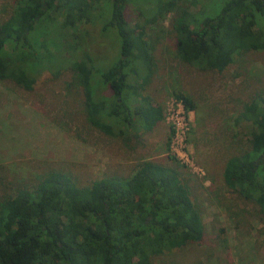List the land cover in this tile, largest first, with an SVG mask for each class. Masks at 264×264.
Masks as SVG:
<instances>
[{
  "label": "trees",
  "instance_id": "1",
  "mask_svg": "<svg viewBox=\"0 0 264 264\" xmlns=\"http://www.w3.org/2000/svg\"><path fill=\"white\" fill-rule=\"evenodd\" d=\"M14 1L0 23V81L31 91L44 68L39 50L46 46L39 40L51 35L50 25L58 20L61 28L74 32L92 21V12L110 6L103 27L113 29L118 39L115 63L99 75L100 82L92 79L94 69L86 62L69 65L83 97L84 120L111 137L123 135L117 123L126 133L135 124L145 133L162 120L159 106L135 105L128 98L137 91L131 82L140 78L141 69L148 74L151 61L144 27L131 28L126 19L127 0ZM211 1L207 13L204 5L194 14L179 0H167L150 17L138 16L153 24L172 12L175 55L200 70L219 73L240 53L264 51V0ZM97 84L111 96L103 89L93 92ZM141 84L136 81L135 87ZM175 98L193 110L187 97ZM239 118L253 127L249 148L224 162L222 182L256 206L264 225V99L245 105ZM203 229L188 187L161 164L142 161L126 178H102L84 187L65 172L49 170L32 185L15 186L0 197V264H153L155 256L200 243Z\"/></svg>",
  "mask_w": 264,
  "mask_h": 264
},
{
  "label": "rangeland",
  "instance_id": "2",
  "mask_svg": "<svg viewBox=\"0 0 264 264\" xmlns=\"http://www.w3.org/2000/svg\"><path fill=\"white\" fill-rule=\"evenodd\" d=\"M165 1L127 0L124 11L131 28L144 27L151 61L148 74L141 69L140 78L131 82L137 91L128 98L135 105L147 102L162 109V120L148 132L135 124L126 133L117 123L123 135L111 137L84 120L83 97L69 65L84 61L94 69L92 79L99 80L115 63L118 39L113 29L103 27L110 6H100V13L92 12V21L74 32L61 28L58 20L50 25L51 35L39 40L46 46L39 50L44 68L31 91L0 81V197L15 186L32 185L49 170L65 172L84 187L102 178H126L142 161H152L175 171L188 187L204 227L200 243L155 256L153 264H264V225L257 208L226 188L221 177L229 157L248 151L253 127L239 116L245 105L264 99V51L240 53L219 73L184 64L175 55L173 13L153 24L138 16L150 17ZM14 2L0 0V23ZM207 2L179 0L194 14L203 5L207 13L214 6ZM102 89L111 96L100 84L93 92ZM175 95L187 97L193 110L183 108ZM176 114L184 117L185 127L175 136Z\"/></svg>",
  "mask_w": 264,
  "mask_h": 264
},
{
  "label": "built area",
  "instance_id": "3",
  "mask_svg": "<svg viewBox=\"0 0 264 264\" xmlns=\"http://www.w3.org/2000/svg\"><path fill=\"white\" fill-rule=\"evenodd\" d=\"M180 104L182 105L181 102H180ZM182 107H183V105H182ZM178 114L175 115V121L172 122L174 131H175V136L177 135L176 133H179L180 135L183 134V128L185 127L184 117L183 116L179 117ZM172 135H173V132H172ZM171 139H170V141H171Z\"/></svg>",
  "mask_w": 264,
  "mask_h": 264
}]
</instances>
